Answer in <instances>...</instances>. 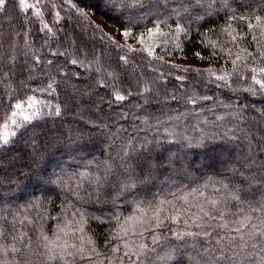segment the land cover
Returning a JSON list of instances; mask_svg holds the SVG:
<instances>
[{
    "label": "trees",
    "instance_id": "trees-1",
    "mask_svg": "<svg viewBox=\"0 0 264 264\" xmlns=\"http://www.w3.org/2000/svg\"><path fill=\"white\" fill-rule=\"evenodd\" d=\"M46 2L0 6V264H264V0Z\"/></svg>",
    "mask_w": 264,
    "mask_h": 264
},
{
    "label": "rangeland",
    "instance_id": "rangeland-1",
    "mask_svg": "<svg viewBox=\"0 0 264 264\" xmlns=\"http://www.w3.org/2000/svg\"><path fill=\"white\" fill-rule=\"evenodd\" d=\"M20 2V0H18ZM25 4L28 5V7H23L20 3V6L21 8L24 10V11H30L32 13V15H34L40 22V25L43 27H49L50 28V24H49V21L46 19V14H47V11L49 10V6L47 5V2L46 0H25ZM55 5V4H53ZM56 6H53L52 7V14L55 18L56 17V14H57V9L58 7L54 8ZM94 21L102 27V29L104 31H106L107 33H109L113 38L115 39H119L121 40L122 38V35L118 32H116L112 27L110 26H107L105 25L100 19H98L97 17H93ZM50 20V19H49ZM56 25V24H54ZM57 25H56V29H57ZM49 32V31H48ZM51 33V31L49 32V34ZM53 33V32H52ZM48 37L46 38V41H50L49 39V35H47ZM130 69H134V71L137 70V68H135L134 65H131V66H128ZM89 67L86 66L84 68L85 69H88ZM140 76H141V72L139 73Z\"/></svg>",
    "mask_w": 264,
    "mask_h": 264
},
{
    "label": "snow or ice",
    "instance_id": "snow-or-ice-1",
    "mask_svg": "<svg viewBox=\"0 0 264 264\" xmlns=\"http://www.w3.org/2000/svg\"><path fill=\"white\" fill-rule=\"evenodd\" d=\"M20 3H21V5H22L23 7H28V5L25 4V0H20ZM4 4H5V0H0V6H3ZM241 18H243V17H241ZM258 19H259V17H258ZM125 35H128V33H125ZM262 71H264V69H262ZM221 79H223V77H221ZM254 79H255V78H254ZM256 83H261V82H260V81H256ZM261 86L264 87V84H262ZM117 99H119V100H123L124 97H123V96H117ZM17 107H19V105H17ZM25 119L27 120L28 117H25ZM6 140H7V137H5V142H6ZM262 207H264V205H262ZM206 214H207V213H206ZM222 215H223V214H222ZM155 218H156V220H157L156 227L161 226V224L163 223V221H161V220L159 219V216H158V215H157ZM172 219L175 220V217H172ZM219 227H221V228H227L228 225H227V224H220ZM233 231H237V232H238L239 229H234ZM2 235H3V232L0 231V236H2ZM185 235H192V233H185ZM206 235H207V233H206ZM153 239H154V240H158V237H153ZM126 255H127V254H126Z\"/></svg>",
    "mask_w": 264,
    "mask_h": 264
}]
</instances>
